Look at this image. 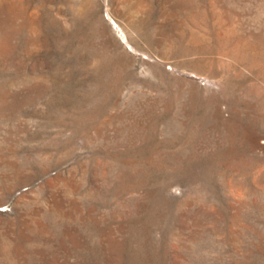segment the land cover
Wrapping results in <instances>:
<instances>
[{
	"label": "rangeland",
	"instance_id": "374dc122",
	"mask_svg": "<svg viewBox=\"0 0 264 264\" xmlns=\"http://www.w3.org/2000/svg\"><path fill=\"white\" fill-rule=\"evenodd\" d=\"M0 264H264V0H0Z\"/></svg>",
	"mask_w": 264,
	"mask_h": 264
}]
</instances>
